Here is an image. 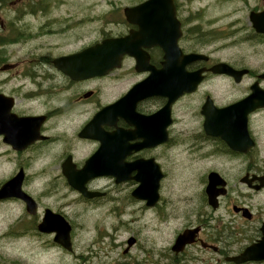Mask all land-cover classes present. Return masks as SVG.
Instances as JSON below:
<instances>
[{"label": "flooded vegetation", "instance_id": "flooded-vegetation-1", "mask_svg": "<svg viewBox=\"0 0 264 264\" xmlns=\"http://www.w3.org/2000/svg\"><path fill=\"white\" fill-rule=\"evenodd\" d=\"M226 1L215 18L204 12L199 21L183 16L174 0L182 29L179 47L184 53L202 54L186 66L187 72L199 73L185 75L187 79L200 75L195 89L174 98L161 92V86L171 87L162 84V68L177 59L166 60L159 45L142 46L140 59L124 55L118 67L102 76L80 67L84 60L71 58L105 38L137 31L123 11L110 23L120 29L99 39L96 28L92 35L81 32L87 17L48 15L53 13L52 0H0V49L36 45L21 58L0 50V162L12 164L0 188L21 174L20 189L32 203L28 207L27 198L14 194L0 197L1 221L9 220L21 236H49L66 250L53 233L39 229L46 211L71 223L67 206L97 210L111 204L112 209L114 195L121 194L143 208L157 209L161 193L148 207L132 196L133 190L146 179L154 184L160 174V192L177 161L203 162L205 187L180 230L194 229L196 239L180 253L171 245V259L183 261L193 250L212 252L222 264H264L228 259L263 236L264 202L259 196L264 193V32L255 28L253 17L264 25V0ZM8 11L15 13V21L6 20ZM36 11L47 17L43 25L30 31L19 24ZM136 39L151 43L154 37L143 34L131 41ZM215 65L218 72L213 71ZM98 152L109 173L85 180L86 192L94 193L87 196L70 184L65 171L81 169ZM36 162L51 164L52 172L34 183L31 168ZM211 173L225 182L212 189L217 194L214 203L206 190ZM137 174L143 181L136 180ZM126 243L123 254L130 257L137 239Z\"/></svg>", "mask_w": 264, "mask_h": 264}, {"label": "rangeland", "instance_id": "rangeland-1", "mask_svg": "<svg viewBox=\"0 0 264 264\" xmlns=\"http://www.w3.org/2000/svg\"><path fill=\"white\" fill-rule=\"evenodd\" d=\"M52 1L53 13L48 15L65 17L72 13L77 18L87 17L82 19L81 32L92 35L96 28L100 39L104 34L120 29L110 23L117 22L123 8L138 0ZM177 3L183 16L198 17L199 21L204 12L211 19L227 7L226 0H177ZM32 15L19 22L30 31L43 25L47 18L40 11ZM6 20L15 21V13L8 11ZM35 46L34 42L24 47L15 44L0 50L6 49L8 57L21 58L28 52L27 49ZM4 165L0 162V180L11 172L12 164ZM50 166L43 162L33 163L34 183L48 170L47 177L51 176ZM204 169L203 162L177 161L173 172L162 183V201L157 209L143 208L142 203L132 201L128 194L114 195L112 209L109 208L111 204L100 205L97 210H86L84 206L75 204L67 206V217L73 227L71 252L54 245L49 236L38 238L32 235L33 232L24 236L17 234L9 225V220L1 221L4 211L0 209V264H123L124 261L127 264H222L212 252L192 250L184 254L182 263L179 259H171L169 252L177 233L187 222L184 219L186 212L192 210L201 198L206 181ZM55 186H60L57 180ZM259 201L264 202V193L259 196ZM20 212L17 207L16 213ZM131 237L137 239V245L127 257L123 250Z\"/></svg>", "mask_w": 264, "mask_h": 264}, {"label": "water", "instance_id": "water-1", "mask_svg": "<svg viewBox=\"0 0 264 264\" xmlns=\"http://www.w3.org/2000/svg\"><path fill=\"white\" fill-rule=\"evenodd\" d=\"M124 12L128 20L138 24L139 31L136 33L132 31L129 36L123 38L106 39L102 43L74 55L73 58L84 60L82 68L92 69L94 74L102 75L109 69L113 68L116 65V61L125 53H129L139 58L141 54V46L145 45V43L142 40L131 42V38L138 34L152 32L156 37L154 44H159L164 49L165 58L167 60L178 59L177 62H174L173 64L170 62L166 63L163 67V70H167L165 72L167 76L166 78H162V83L168 82L176 85L168 89L162 87V93H173L174 95L179 96L186 91L193 90L198 79L189 80L184 77L186 74H193L186 72V66L190 61L201 57V55L183 54L178 47L177 41L181 35V29L180 23L175 16L176 9L173 0H146L136 6L125 7ZM253 19L256 28L260 31H264V25L259 24V19L256 17ZM148 20L153 21V23H145ZM90 62H92V65L89 64ZM197 74L198 73L195 75ZM102 144L103 147H105L106 142L104 139L102 140ZM99 154L100 153L98 152L93 156L81 170H72L71 172L65 171L70 184L87 196L92 195V193L86 192L84 188L85 180L89 177L107 175L109 173L107 162L99 159ZM86 174L89 175L86 176ZM20 177L21 174L5 183L0 189V197L13 194L23 196L27 198L28 207H31V198L20 189ZM160 177L161 175L159 174L155 179L154 184L151 185L149 179L143 181L137 176L136 179L142 180L144 184L137 187L133 191V195L137 198L146 199L147 205L149 206L154 205L159 199L158 188ZM79 178H81L80 184H77V182L74 183V181ZM219 184L223 186L225 182L219 179L217 173H211L209 176V184L207 186L209 201L211 203H214L213 201L217 195L212 189ZM39 229L44 232H55V241L61 243L68 249L71 248V225L62 215L46 211L45 217L39 225ZM194 235L195 234L192 230H185L179 234L173 246V250L176 252L182 251L186 244L194 241ZM229 259L236 263L251 260H264V227L263 237L257 243L246 248L242 254Z\"/></svg>", "mask_w": 264, "mask_h": 264}]
</instances>
